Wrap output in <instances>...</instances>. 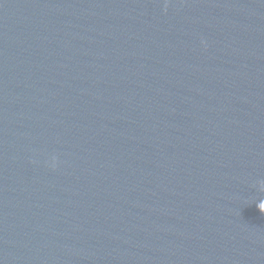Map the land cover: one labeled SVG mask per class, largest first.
<instances>
[{
  "label": "water",
  "instance_id": "95a60500",
  "mask_svg": "<svg viewBox=\"0 0 264 264\" xmlns=\"http://www.w3.org/2000/svg\"><path fill=\"white\" fill-rule=\"evenodd\" d=\"M264 0H0V264H264Z\"/></svg>",
  "mask_w": 264,
  "mask_h": 264
},
{
  "label": "clouds",
  "instance_id": "9594fccd",
  "mask_svg": "<svg viewBox=\"0 0 264 264\" xmlns=\"http://www.w3.org/2000/svg\"><path fill=\"white\" fill-rule=\"evenodd\" d=\"M261 186L264 187V181L261 182Z\"/></svg>",
  "mask_w": 264,
  "mask_h": 264
}]
</instances>
